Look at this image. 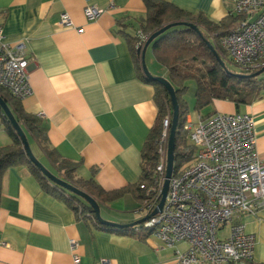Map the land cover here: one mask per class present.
<instances>
[{
    "label": "crops",
    "instance_id": "crops-1",
    "mask_svg": "<svg viewBox=\"0 0 264 264\" xmlns=\"http://www.w3.org/2000/svg\"><path fill=\"white\" fill-rule=\"evenodd\" d=\"M165 1L215 22L231 15L234 8V0ZM89 5L105 12L88 20L84 10ZM63 13H68L73 26L61 24ZM146 13L143 0H0L6 41L23 42L31 59L33 93L20 100L22 107L37 117L45 113L39 118L49 147L63 159L79 163L77 176L94 177L106 191L139 182L141 152L157 121L155 87L142 79L127 37L136 36ZM212 103V113L199 115L253 116L256 150L264 158V89L251 104L237 106L221 99ZM199 115L192 119L188 114L187 119L196 121ZM1 127L0 148L13 143ZM28 140L55 172L40 146ZM100 208L104 219L117 224L148 216L132 192L100 203ZM236 221L256 237L253 260L236 264H264V207ZM225 227L227 233L221 237L229 234L230 226ZM72 240L77 243L74 249ZM188 248L187 242L168 246L151 233L121 234L97 225L92 217L79 218L66 202L47 192L26 165L11 167L4 175L0 264H101L102 259L111 264H181L177 253Z\"/></svg>",
    "mask_w": 264,
    "mask_h": 264
},
{
    "label": "built area",
    "instance_id": "built-area-1",
    "mask_svg": "<svg viewBox=\"0 0 264 264\" xmlns=\"http://www.w3.org/2000/svg\"><path fill=\"white\" fill-rule=\"evenodd\" d=\"M104 12L97 5L84 10L88 20H96ZM232 14L238 21L220 42L226 58L240 69L259 71L264 68V0H234ZM61 24L73 26L68 13L61 15ZM136 36L141 45L150 37L141 29ZM30 62L24 43L7 42L0 24V89L18 100L32 95ZM39 117H45V113ZM163 126L154 183L147 189L150 197L143 202L147 215L159 208L166 180L169 116ZM184 129L196 149L194 160L173 171L162 209L135 229L149 231L168 246L187 242L188 250L177 253L181 264L252 261L256 237L236 219L264 207V158L256 150L253 116L241 112L199 115L196 121L187 119ZM226 225L230 226L228 236H219ZM76 246L72 240L71 247ZM75 262L79 263L80 257L75 255ZM101 264L111 261L102 259Z\"/></svg>",
    "mask_w": 264,
    "mask_h": 264
},
{
    "label": "trees",
    "instance_id": "trees-1",
    "mask_svg": "<svg viewBox=\"0 0 264 264\" xmlns=\"http://www.w3.org/2000/svg\"><path fill=\"white\" fill-rule=\"evenodd\" d=\"M143 1L147 13L139 29L150 36L165 25L178 22L193 23L198 28L197 30L187 25L172 26L160 34L151 44L156 60L166 69V79L174 87L179 103V119L174 150V171L176 172L194 160L196 150L191 142L188 144L189 135L184 129L190 112L183 97L187 90L186 82L188 80L196 82L195 108L198 110L211 104L215 99L229 100L239 106L251 104L260 97L264 89V72L258 76H253L257 71L241 69V72L237 73L231 71L225 62L226 55L220 42L232 31L238 21V16L231 14L223 20L215 22L202 13L193 14L165 0ZM127 37L142 79L155 87L154 99L158 107L156 124L151 129L141 152V178L138 183L127 188L106 191L96 182L94 177L85 179L77 176L79 163L63 159L56 150L49 147L48 137L42 126L43 120L27 113L20 100L0 89V95L9 104L27 137L32 138L40 146L55 172L49 170L88 193L99 204L115 200L126 192L134 193L142 203L150 197L147 194V189L154 183L155 170L159 161V140L164 129L163 120L165 117L169 116L170 118L169 130L172 126L173 106L168 89L159 81L148 78L143 73L141 60L144 45L140 44V39L137 36L128 35ZM210 45L217 50L225 62V67L218 61ZM237 74H244L245 76ZM0 116L1 124L13 140L11 145L0 148V198L4 175L7 170L14 166L26 165L40 181L43 188L66 202L79 218L91 219L92 217L97 225L121 234H150L145 229L136 230V225L127 224L124 227H117L102 225L98 222L93 208L84 198L51 181L29 159L18 132L3 114L1 107ZM142 184L145 185V188L141 187Z\"/></svg>",
    "mask_w": 264,
    "mask_h": 264
},
{
    "label": "water",
    "instance_id": "water-1",
    "mask_svg": "<svg viewBox=\"0 0 264 264\" xmlns=\"http://www.w3.org/2000/svg\"><path fill=\"white\" fill-rule=\"evenodd\" d=\"M176 25H187L189 27H193V28L198 30L196 25H194L193 23H188V22H178V23L165 25L159 31L153 33L149 37V39L145 43L143 51H142V68H143L144 74L148 78H152V79H154L156 81H159L160 83H162L168 89L170 97H171V100H172V106H173V119H172V126H171V129H170L169 143H168L166 180H165L164 188H163V191H162V198H161V201H160V204H159V208L156 209L151 215L156 214L158 212V210L162 209L163 204H164L165 199H166L167 192H168L170 178H171V176L173 174V171H174L175 136H176V130H177V126H178V119H179V103H178V99H177V96H176L175 89L172 86V84L166 78L155 76L148 70V68H147V66L145 64V53H146L147 48L153 43V41L160 34L165 32L166 30H168L172 26H176ZM210 47L214 51V54L216 55V58L218 59V61L222 64V66L225 67V62L222 60V58L220 57V55L217 52V50L211 45H210ZM263 72H264V68H262L261 70L255 72L253 74V76H258V75H260ZM237 75L245 76L244 74H237ZM0 107H1V109L3 111V114L8 118V120L14 126L15 130L18 132V134H19V136H20V138H21V140L23 142L24 148H25V150L27 152V155H28L29 159L42 171V173L47 178H49L51 181L61 185L65 189L75 193L76 195H79L80 197L84 198L91 205V207L93 208V211H94V214L96 216V219L101 224H103V225H113V226H117V227L126 226L124 224H117V223H113V222H110V221L104 219L102 217V215H101L100 204L92 196H90L85 191L77 188L73 184L65 181L62 177H58L53 172H51L33 153L26 133L24 132L22 126L19 124V122L15 118L11 108L9 107V104L5 101V99L1 95H0ZM151 215H148L145 218H143V219H141V220H139V221H137L135 223H132L130 225L141 224L145 220H147Z\"/></svg>",
    "mask_w": 264,
    "mask_h": 264
},
{
    "label": "rangeland",
    "instance_id": "rangeland-1",
    "mask_svg": "<svg viewBox=\"0 0 264 264\" xmlns=\"http://www.w3.org/2000/svg\"><path fill=\"white\" fill-rule=\"evenodd\" d=\"M225 62L228 66V68L231 71L240 73L241 69L234 65L229 58H225ZM145 64L148 68V70L154 74L155 76L158 77H163L166 78V69L159 64V62L156 61V58L154 57L152 46H149L148 49L146 50L145 54ZM254 72V71H253ZM187 90L184 93L183 97L185 101L188 104L189 107V115L190 118L195 119L197 115L199 114H209L212 113L215 110L214 103H211L200 110L195 108L196 105V82L194 80H188L186 82ZM188 144H190V141L187 140ZM32 150L35 154V156L46 166L48 164L47 160L38 153L37 147L35 146L34 143H31ZM48 168V167H47ZM228 228H223L222 231L218 232L219 236H223L227 233Z\"/></svg>",
    "mask_w": 264,
    "mask_h": 264
}]
</instances>
